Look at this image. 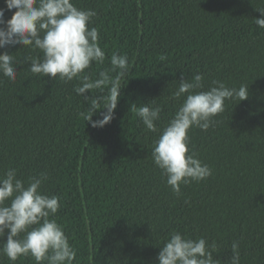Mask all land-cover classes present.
<instances>
[{
  "label": "trees",
  "instance_id": "16d2710c",
  "mask_svg": "<svg viewBox=\"0 0 264 264\" xmlns=\"http://www.w3.org/2000/svg\"><path fill=\"white\" fill-rule=\"evenodd\" d=\"M73 2L97 13L91 26L108 59L93 65V77L111 68L113 53L129 58L115 119L93 128L78 115L88 104L74 92L77 81L33 76L26 61L38 50L0 49L18 71L15 82L0 74V175L15 168L27 181L48 173L42 189L61 198L56 219L77 251L74 264H156L173 231L216 241L221 264L233 241L241 264H264V29L255 23L264 0ZM195 74L204 77L202 90L219 80L246 85L249 97L226 100L207 131L191 129L189 147L212 175L177 196L152 159L159 132L147 131L131 106H160L163 129L183 102L173 98L180 80ZM100 118L98 111L93 120ZM0 264L13 262L0 256Z\"/></svg>",
  "mask_w": 264,
  "mask_h": 264
},
{
  "label": "clouds",
  "instance_id": "9594fccd",
  "mask_svg": "<svg viewBox=\"0 0 264 264\" xmlns=\"http://www.w3.org/2000/svg\"><path fill=\"white\" fill-rule=\"evenodd\" d=\"M4 4L6 7H0V49L23 46L38 50L40 55L29 56L26 61L33 76L77 81L74 92L88 104L79 117L93 128L110 124L122 95L121 81L131 65L126 54L113 53L110 69L98 71L95 77L90 73L93 65L99 68L108 59L100 46L99 29L91 26L97 13L78 8L73 0H4ZM258 11L264 17V9ZM6 12L13 13L10 19H6ZM255 23L264 29V18H256ZM17 73L15 57L8 51L0 53V74L15 82ZM203 80L201 74L180 80L173 98L183 97V102L163 129H158L156 123L161 118L160 106H131L147 131L159 132L153 141L152 159L177 196L181 195L182 185L212 175L210 166L189 147L191 129L207 131L216 124L215 117L225 111L226 100L241 102L249 97L246 85L230 88L215 80L214 86L205 91ZM89 90L92 97L86 95ZM98 111L101 118L93 120ZM48 179L46 172L27 181L19 179L15 168L0 175V256L13 264L22 257H31L35 264H74L76 260L77 251L56 219L61 198L49 196L42 189ZM220 247L203 236L192 238L173 231L163 243L156 264H221L217 258ZM239 249V241H233L231 258L225 264H241Z\"/></svg>",
  "mask_w": 264,
  "mask_h": 264
}]
</instances>
